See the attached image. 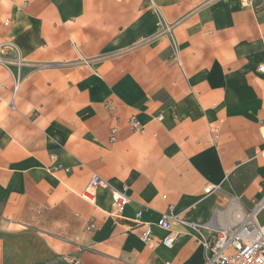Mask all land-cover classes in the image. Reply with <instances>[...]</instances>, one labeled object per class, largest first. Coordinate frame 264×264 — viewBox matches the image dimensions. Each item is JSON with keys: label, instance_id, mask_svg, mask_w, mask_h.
<instances>
[{"label": "crops", "instance_id": "crops-1", "mask_svg": "<svg viewBox=\"0 0 264 264\" xmlns=\"http://www.w3.org/2000/svg\"><path fill=\"white\" fill-rule=\"evenodd\" d=\"M0 46V264H204L207 230L166 246L161 213L221 227L264 196V0H0ZM94 172L122 217L81 197Z\"/></svg>", "mask_w": 264, "mask_h": 264}, {"label": "built area", "instance_id": "built-area-1", "mask_svg": "<svg viewBox=\"0 0 264 264\" xmlns=\"http://www.w3.org/2000/svg\"><path fill=\"white\" fill-rule=\"evenodd\" d=\"M171 36H173V24H167L165 27ZM1 48V46H0ZM0 61L8 65L17 63L19 60H11L0 56ZM259 71L264 73V63L259 66ZM18 85L15 86V92ZM14 102L12 101L11 104ZM110 107V104L107 105ZM162 119V116H159ZM129 124L133 131L144 132L145 125L135 115L129 118ZM118 127L111 128V140H117ZM262 139L264 141V124H262ZM101 186H107L112 191V211L111 214L122 217L126 206L130 203L129 187L124 186L122 189L115 188L108 183L99 173L94 172L89 182L85 186L81 197L91 204L96 203V199ZM219 185L209 184L205 187V195L218 189ZM146 207V206H145ZM144 207L136 213V227L141 228V237L146 242H152L156 236L152 223H142ZM241 214V216H240ZM238 214L239 220L221 227H213L198 222H190L174 211V206L170 205L169 209L162 212L156 225L167 233L161 242L166 246H173L177 241L180 231L172 228L174 223L182 226H190L194 230H207L201 242L205 248L204 264H264V196L261 199L254 200L250 208H242ZM92 223L90 228H94ZM164 264H169L165 262Z\"/></svg>", "mask_w": 264, "mask_h": 264}, {"label": "bare ground", "instance_id": "bare-ground-1", "mask_svg": "<svg viewBox=\"0 0 264 264\" xmlns=\"http://www.w3.org/2000/svg\"><path fill=\"white\" fill-rule=\"evenodd\" d=\"M238 214H240V212H239ZM240 216H241V214H240ZM237 219L239 220L238 216H237ZM238 220H237V221H238Z\"/></svg>", "mask_w": 264, "mask_h": 264}]
</instances>
